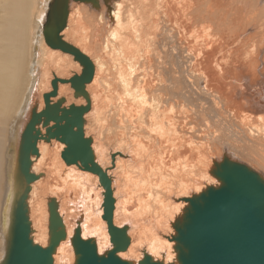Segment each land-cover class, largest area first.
Returning a JSON list of instances; mask_svg holds the SVG:
<instances>
[{"label":"bare ground","instance_id":"obj_1","mask_svg":"<svg viewBox=\"0 0 264 264\" xmlns=\"http://www.w3.org/2000/svg\"><path fill=\"white\" fill-rule=\"evenodd\" d=\"M50 11L65 21L48 43ZM68 133L99 171L64 159ZM225 161L264 181V0H0V264L23 192L42 248L55 207L53 264H74L77 240L106 256L110 227L128 240L120 259L178 264L176 223Z\"/></svg>","mask_w":264,"mask_h":264},{"label":"water","instance_id":"obj_2","mask_svg":"<svg viewBox=\"0 0 264 264\" xmlns=\"http://www.w3.org/2000/svg\"><path fill=\"white\" fill-rule=\"evenodd\" d=\"M61 17L58 13L49 12L48 26L44 31L48 43L52 34L51 29L56 31L63 26L65 17ZM53 46L56 47L57 44ZM74 54L81 61L85 60V56L80 52L74 51ZM86 71L85 66L82 76L76 80L77 83L73 81L75 86H79L76 88L79 92L82 91V83L91 78L90 68L88 73ZM52 85L51 93L55 91L54 81ZM48 109L51 108L46 105V110ZM50 113L54 114L55 110H50ZM36 121H38L37 114L33 113L24 127L19 145L20 168L26 180L35 178V175L29 172L30 161L27 158L30 152L35 151L38 132L33 134L31 130ZM55 129L52 132L57 134L59 127ZM61 139L67 144V148L62 153L66 161L79 159L82 164L89 163L91 170L99 171L92 161L90 152L80 150L85 148L81 139L77 142V138L72 134L70 136V133ZM221 166L223 168H219V173L222 177V185L191 198L185 209V215L176 223L178 264H264V181L244 165L225 161ZM105 196L106 200L111 197L109 192ZM24 197L25 192L18 197L14 206L8 247L1 264H53L52 253L57 240L62 237V232L57 236L54 228L56 225L53 226L57 217L55 207L49 205L51 223L49 244L42 248L34 244L29 236ZM110 228L111 238L115 242L114 248L106 256H98L91 241L77 240L74 264H130L115 254L127 244L126 234L122 230ZM141 264L163 263L146 258Z\"/></svg>","mask_w":264,"mask_h":264},{"label":"rangeland","instance_id":"obj_3","mask_svg":"<svg viewBox=\"0 0 264 264\" xmlns=\"http://www.w3.org/2000/svg\"><path fill=\"white\" fill-rule=\"evenodd\" d=\"M213 175V174H212ZM214 176V175H213ZM215 177V176H214ZM217 179V178H216Z\"/></svg>","mask_w":264,"mask_h":264}]
</instances>
